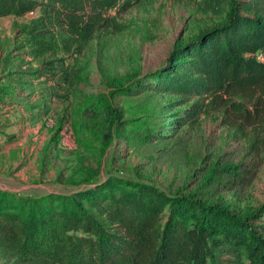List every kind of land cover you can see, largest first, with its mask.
Instances as JSON below:
<instances>
[{
	"label": "rangeland",
	"instance_id": "obj_1",
	"mask_svg": "<svg viewBox=\"0 0 264 264\" xmlns=\"http://www.w3.org/2000/svg\"><path fill=\"white\" fill-rule=\"evenodd\" d=\"M230 3L138 0L109 11L115 25L87 41L70 39L39 7L0 17V110L15 126L12 140L0 135V219L4 209L24 219L77 201L102 220L91 191L123 193L127 182L239 219L264 209V148L208 106L186 118L196 99L159 89L177 77L167 70L173 53L224 23ZM244 263L243 250L221 245L208 264ZM0 264L46 263L0 240Z\"/></svg>",
	"mask_w": 264,
	"mask_h": 264
},
{
	"label": "trees",
	"instance_id": "obj_2",
	"mask_svg": "<svg viewBox=\"0 0 264 264\" xmlns=\"http://www.w3.org/2000/svg\"><path fill=\"white\" fill-rule=\"evenodd\" d=\"M137 1L0 0V17L23 16L39 7L70 39L87 41L115 25L109 11L126 13ZM175 53L167 70L177 77L159 89L196 99L186 118L208 106L252 146L264 148V62L255 59L256 53L264 54V0H231L224 23ZM184 54L187 60L177 63ZM115 120L113 113L111 123ZM126 184L123 193L91 191L90 205L102 220L77 201L24 219L4 209L0 240L46 264H208L221 245L243 250L244 264H264V209L239 219L191 199L159 200L137 183Z\"/></svg>",
	"mask_w": 264,
	"mask_h": 264
},
{
	"label": "crops",
	"instance_id": "obj_3",
	"mask_svg": "<svg viewBox=\"0 0 264 264\" xmlns=\"http://www.w3.org/2000/svg\"><path fill=\"white\" fill-rule=\"evenodd\" d=\"M22 102H23L24 105L27 104V103H29L28 100H24ZM0 108H2L1 102H0ZM0 118L5 119V120L6 119L9 120V121H7V122L4 123V125H5L4 127L5 128H3V132H0V135H1V133H4V136H1V139H3V140H12L14 138V135H13L14 132L13 131H10V129L12 127H15L14 126V122L10 118V115L8 113L6 114V111H3V110H0Z\"/></svg>",
	"mask_w": 264,
	"mask_h": 264
},
{
	"label": "built area",
	"instance_id": "obj_4",
	"mask_svg": "<svg viewBox=\"0 0 264 264\" xmlns=\"http://www.w3.org/2000/svg\"><path fill=\"white\" fill-rule=\"evenodd\" d=\"M255 59H256L258 62H264V54H263V53H256V55H255Z\"/></svg>",
	"mask_w": 264,
	"mask_h": 264
}]
</instances>
